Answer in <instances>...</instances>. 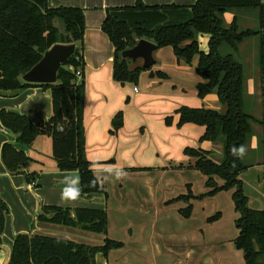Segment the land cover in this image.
Wrapping results in <instances>:
<instances>
[{"label":"trees","instance_id":"1","mask_svg":"<svg viewBox=\"0 0 264 264\" xmlns=\"http://www.w3.org/2000/svg\"><path fill=\"white\" fill-rule=\"evenodd\" d=\"M231 10L255 12L257 28H240L235 16L226 24L223 15ZM84 29L81 8H50L47 0H0V94H16L28 87L49 89L52 110L49 119L35 123L24 114L1 109L0 123L14 135L16 143L24 147H30L39 136L50 137L51 157L57 169L76 171L83 194H106L85 152ZM101 30L113 45L112 78L121 85L136 86L140 73L144 71L141 66L132 67L135 60L121 57L124 50L132 48L140 39L154 43L157 49L171 47L177 60L188 65L196 59V74L201 79L196 85L198 97L215 93L224 111L181 106L175 111L177 126L186 123L203 126L204 133L199 141L220 142L223 158L216 162L211 159V152L201 147L183 149V154L194 160L186 166L206 177L204 185L207 190L193 195L187 187V193L176 198L187 203L179 213L184 218L190 216L191 199L201 200L221 191L233 190L232 201L238 213L235 220L238 235L233 244L243 252L245 264H264V167L261 178L263 207L260 210L249 206L239 178L249 168L242 162L239 149L249 141L252 123L263 128L264 157V0H196L192 5H146L138 1L134 5L105 8ZM199 34L209 35L207 51L200 49ZM255 36L259 40L261 118L252 117L244 108V69L235 57L238 45ZM55 44L78 45V51L58 70L57 81L54 84L24 82L21 76ZM222 46L227 48L226 53H222ZM68 66H72L73 71ZM78 69L82 73L80 80L75 75ZM150 76L167 77L162 71L150 72ZM122 122V112L119 111L112 117L109 133L115 134ZM171 122L172 117L165 118L166 125ZM0 155L11 174L19 173L31 161L9 142L2 144ZM35 178V173L25 175L26 182L33 183V186ZM217 178L221 183L216 181ZM7 210L6 203L0 198V244ZM220 218L221 213L215 212L206 218V222L213 223ZM36 220L95 234L107 233L104 209L41 205ZM120 247V241L108 237L99 245H90L46 234L23 233L13 240L8 264H96V254L107 256L110 250Z\"/></svg>","mask_w":264,"mask_h":264},{"label":"crops","instance_id":"2","mask_svg":"<svg viewBox=\"0 0 264 264\" xmlns=\"http://www.w3.org/2000/svg\"><path fill=\"white\" fill-rule=\"evenodd\" d=\"M138 1L146 5H192L196 0H47L50 8L71 6L84 11L82 79L85 84V152L86 158L92 163V171L104 185L106 194H83L80 185L77 186L76 181L72 179L77 175L76 171L57 169L51 157L50 137L39 136L30 147H24L16 143L14 135L0 123V151L2 144L9 142L31 159L27 167L22 168L19 173L11 174L4 167L0 155V198L8 209L0 244V264H8L13 240L15 236L23 233L46 234L90 245L101 244L105 237L122 243V247L110 250L107 256L96 254V264H223L228 254L227 249L224 250V242L205 239L210 226H219L221 218L213 223L206 222L209 225L208 230L200 229L198 234L192 229L176 230L172 241L164 244L165 250L156 237L153 225L151 227L144 218L133 225L125 218H131L132 213L151 217L154 212L152 208L157 203L169 205L174 201L185 202L176 198L186 194L187 187L193 195L207 190L205 188L198 194L194 193L192 182L185 181L186 193L170 197L167 190L172 187L171 182L149 180L127 183L124 179L128 172L136 175L155 172L163 176L168 171L191 170L186 165L192 164L194 160L183 154L185 147H201L210 152H214L216 147L222 150L220 142L199 141L204 133L203 126L192 123L177 126L178 115L175 111L181 106L207 108L219 112L222 110L215 93L198 98L196 85L201 79L196 74V59L188 65L177 60L171 47H163L153 52L154 64L150 71L144 70L140 73L136 86L121 85L113 80L114 48L101 30L105 8L134 5ZM234 16L239 27L243 28L254 23L255 12H225V23L229 24ZM254 38H257L259 43L257 36L244 40L238 45L235 57L248 52L254 45ZM208 39L207 34L198 35L200 49L207 51ZM75 46L78 48L77 44ZM138 61L141 63L136 62L132 67L141 66L142 60ZM244 62L251 61L246 57ZM241 63L244 69V108L258 109L262 106L261 75L260 80L258 78L256 82L250 77H245L246 68L243 62ZM156 71L164 72L167 77L162 79L150 76V72ZM1 109L24 114L35 123L45 121L52 114L50 91L42 87H28L16 94L1 93ZM119 111L122 112V127L112 135L109 133L111 120ZM166 117H172L170 125L165 124ZM142 140L145 143H142ZM257 141V138L252 137L249 147L255 148ZM150 152H153L156 158H152ZM153 160H157V163H152ZM263 167L262 163L261 171ZM31 173L36 174L35 186H31L25 179V175ZM205 179L203 175L199 178L204 187ZM220 181L217 182L221 183ZM192 200L196 199H191L190 202ZM41 205L104 209L107 214V233L101 235L78 228L40 223L36 217ZM180 209L182 208H179L178 212ZM161 213L159 211L154 214ZM119 230L121 235H117ZM210 246L217 251L214 255L212 250L208 249Z\"/></svg>","mask_w":264,"mask_h":264},{"label":"rangeland","instance_id":"3","mask_svg":"<svg viewBox=\"0 0 264 264\" xmlns=\"http://www.w3.org/2000/svg\"><path fill=\"white\" fill-rule=\"evenodd\" d=\"M258 26L256 13L254 16V23L248 26H243L242 29L247 28H255ZM254 45L249 48V51L245 54H239L236 56L237 60L243 62L246 70H245V77H250L253 81L260 80V67L257 63V56H258V48H257V38L252 39ZM253 44V43H252ZM204 51L203 48H201ZM207 50V49H206ZM222 53H226L227 48L222 46L221 48ZM248 57L249 63L244 62V59ZM252 59V60H250ZM137 64H140L141 61H136ZM135 62V63H136ZM247 79V78H246ZM78 81V79H77ZM199 98V97H198ZM246 111L254 118H261L262 116V106L258 109L255 107L254 109L251 107H246ZM224 111V107L222 106L221 112ZM252 135L249 141L242 147L244 149L243 153H240V157L243 163L249 165V168L243 171L239 178L242 182V189L244 194L248 198L249 206L252 209L260 210L263 207V195H262V171L260 165H262L264 161L263 153H262V141H263V128L256 124L252 123ZM253 138H257V146L251 149L249 147L250 140ZM144 141L142 140V143ZM145 143V142H144ZM147 143V141H146ZM214 152H211V159L219 162L223 158L222 150L218 147L215 148ZM150 156L152 158H156V155L153 152H150ZM151 160V159H150ZM152 163H157V160H153ZM260 164V165H259ZM158 165V164H153ZM160 173H149V174H130L129 172L125 175L124 181L127 183H131L134 181L143 182L152 180L153 182H171L172 187L168 189L170 197H175L179 194L186 193L184 185L185 181L192 182V189L194 193H199L205 187L199 181L202 174L195 170H183V171H168L163 174ZM115 177V175H114ZM76 181V185L79 186L78 182V175H74L73 178ZM189 179V180H187ZM220 181V179H216ZM221 182V181H220ZM232 192L230 191H221L216 195L214 198H205L203 201L192 200L190 203L192 206L191 215L188 219H184L180 213L178 212L179 208L186 207L187 203L183 201H174L170 202L169 205H159L157 203L153 206L152 210L154 212L151 217L147 216H140L138 213H132V217L126 218V220L133 225L137 224L138 221L144 218L145 222H148L150 226L155 228L156 237L161 241L163 244V250L166 249L164 246L165 243H169L172 241V235L175 233L176 230L181 228L194 230L196 234L200 232V229L208 230V224L206 223V217L214 214L215 212L221 213V223L219 226L211 225L210 229L206 233L205 239H214L215 241L222 240L224 242L223 246H225L224 250L227 249V255L225 256V260L222 262L223 264H245L244 255L241 250L236 249L232 245V239H234L238 235V229L235 225V220L238 218V213L234 210V204L232 201ZM156 210V211H155ZM162 212L161 214L155 215L156 212ZM161 219V220H160ZM163 228V230H161ZM212 234V235H210ZM117 235H121V231H117ZM168 235H170L168 237ZM123 238V237H121ZM167 241V242H166ZM209 251L212 250V255H214L216 249L213 247L208 248ZM231 254V255H229ZM165 256V255H164ZM165 258V257H164ZM165 261V259H164Z\"/></svg>","mask_w":264,"mask_h":264},{"label":"water","instance_id":"4","mask_svg":"<svg viewBox=\"0 0 264 264\" xmlns=\"http://www.w3.org/2000/svg\"><path fill=\"white\" fill-rule=\"evenodd\" d=\"M157 46L145 39H140L129 49L121 53V57L131 60H142L141 68L149 69L154 64L153 52ZM78 51L75 44H55L44 52L42 58L21 79L27 83L54 84L57 81V72L68 58Z\"/></svg>","mask_w":264,"mask_h":264},{"label":"built area","instance_id":"5","mask_svg":"<svg viewBox=\"0 0 264 264\" xmlns=\"http://www.w3.org/2000/svg\"><path fill=\"white\" fill-rule=\"evenodd\" d=\"M68 68H69L70 70L73 71L72 66H68ZM75 75H76V77H77L78 79H80L81 76H82L81 70H80V69L76 70V71H75ZM30 185L33 186V183H30Z\"/></svg>","mask_w":264,"mask_h":264},{"label":"clouds","instance_id":"6","mask_svg":"<svg viewBox=\"0 0 264 264\" xmlns=\"http://www.w3.org/2000/svg\"><path fill=\"white\" fill-rule=\"evenodd\" d=\"M243 151H244L243 148H240V149H239V152H240V153H243Z\"/></svg>","mask_w":264,"mask_h":264}]
</instances>
